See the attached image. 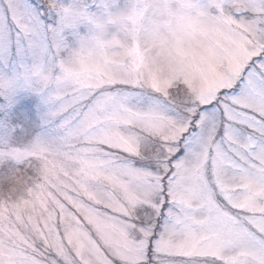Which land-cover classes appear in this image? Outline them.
I'll use <instances>...</instances> for the list:
<instances>
[{
	"label": "snow or ice",
	"instance_id": "6c2138e0",
	"mask_svg": "<svg viewBox=\"0 0 264 264\" xmlns=\"http://www.w3.org/2000/svg\"><path fill=\"white\" fill-rule=\"evenodd\" d=\"M0 264H264V0H0Z\"/></svg>",
	"mask_w": 264,
	"mask_h": 264
}]
</instances>
